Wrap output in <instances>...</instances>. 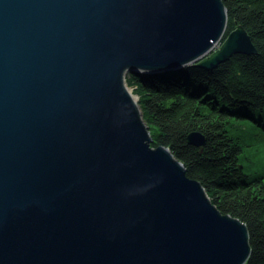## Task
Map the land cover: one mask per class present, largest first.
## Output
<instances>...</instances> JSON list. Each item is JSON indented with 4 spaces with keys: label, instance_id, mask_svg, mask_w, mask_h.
Instances as JSON below:
<instances>
[{
    "label": "water",
    "instance_id": "obj_1",
    "mask_svg": "<svg viewBox=\"0 0 264 264\" xmlns=\"http://www.w3.org/2000/svg\"><path fill=\"white\" fill-rule=\"evenodd\" d=\"M226 25L222 0H0V264H245L125 79L257 52Z\"/></svg>",
    "mask_w": 264,
    "mask_h": 264
},
{
    "label": "trees",
    "instance_id": "obj_2",
    "mask_svg": "<svg viewBox=\"0 0 264 264\" xmlns=\"http://www.w3.org/2000/svg\"><path fill=\"white\" fill-rule=\"evenodd\" d=\"M222 1L224 37L242 25L255 54H234L213 69L127 74L126 82L139 96L151 145L168 147L223 214L245 223V264H264V0ZM192 131L204 135L201 148L187 142Z\"/></svg>",
    "mask_w": 264,
    "mask_h": 264
},
{
    "label": "rangeland",
    "instance_id": "obj_3",
    "mask_svg": "<svg viewBox=\"0 0 264 264\" xmlns=\"http://www.w3.org/2000/svg\"><path fill=\"white\" fill-rule=\"evenodd\" d=\"M131 89H132V92L134 91L133 93L136 94V93H135V90H134L132 87H131ZM136 95H137V94H136ZM137 96H138V95H137ZM138 98H139V96H138ZM149 132H150V131H149ZM150 135H151V134H150Z\"/></svg>",
    "mask_w": 264,
    "mask_h": 264
},
{
    "label": "bare ground",
    "instance_id": "obj_4",
    "mask_svg": "<svg viewBox=\"0 0 264 264\" xmlns=\"http://www.w3.org/2000/svg\"><path fill=\"white\" fill-rule=\"evenodd\" d=\"M125 79H126V77H125Z\"/></svg>",
    "mask_w": 264,
    "mask_h": 264
}]
</instances>
